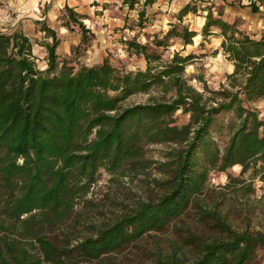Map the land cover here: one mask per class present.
<instances>
[{"label": "trees", "instance_id": "trees-1", "mask_svg": "<svg viewBox=\"0 0 264 264\" xmlns=\"http://www.w3.org/2000/svg\"><path fill=\"white\" fill-rule=\"evenodd\" d=\"M202 5L187 4L176 15L177 23L146 44L125 41L130 55L144 58L143 70L121 69L108 58L93 66L61 59V40L46 23L39 29L47 50V66L41 69L27 35L0 32V229L34 239L42 257L31 252L33 243L6 238L0 243V264L98 261L147 233L163 231L190 209L216 232L208 237L192 234L185 241L188 250L170 242L166 253L157 249L154 264H263L264 232L234 229L217 201L201 197L212 172L236 165L242 167L240 176L229 174L226 187L245 197L255 192L253 180L264 183V121L251 106L264 100V28L242 30L226 21L223 11ZM250 6L264 15V0ZM200 11L206 13L202 37L222 38L223 54L234 65L227 84L217 90L203 83L200 91L185 78L194 53L175 51L164 57L176 42L193 44L198 33L184 20ZM85 19L65 6L63 27L79 29L78 50H86L94 38ZM196 79L204 80L201 75ZM141 95L148 96L146 102H132ZM178 111L189 115L188 124H175ZM227 129L230 138L222 151L216 137ZM148 145L170 146L157 162L165 179L155 200L136 201L114 221L92 226L93 236L74 246L69 240L57 244L41 232L71 215L101 171L116 177L146 172L153 164ZM246 174L251 182L242 178Z\"/></svg>", "mask_w": 264, "mask_h": 264}, {"label": "rangeland", "instance_id": "rangeland-1", "mask_svg": "<svg viewBox=\"0 0 264 264\" xmlns=\"http://www.w3.org/2000/svg\"><path fill=\"white\" fill-rule=\"evenodd\" d=\"M63 1L0 0V32L11 33L19 30L27 35L32 40L33 53L41 69L47 66V50L41 45L46 40L39 29L42 23H46L57 32L61 40L57 49L61 59L68 60L74 65L93 66L108 58L113 65L121 69L143 70L146 67L144 58L130 55L125 41L136 39L143 44L148 43L154 34L167 32L171 23H177L176 15L189 4L186 0H154L151 4H146L147 0H130L129 3H126V0H109L105 3L95 0H70L81 8V13L76 11L77 13L87 16L83 22L94 34L88 48L78 50L79 44H76V41L81 39V35L77 27L73 31L67 29L69 34L66 36L59 32L64 28L67 5L63 6ZM251 2L260 5V0H193L190 3L203 4L202 7L212 5L214 9L223 11L226 21L236 23L242 30L256 33L264 28V15L253 13ZM130 3H133V8L129 7ZM59 4L62 5L61 9H58ZM261 11H264L263 7ZM205 15L206 13L201 11L187 15L184 23L196 31L198 36L193 39L192 45L186 47L181 43H174L164 56L168 58L175 51L181 52L182 55L194 53L196 58L193 64L187 67L185 78L190 85L200 91H203V83L211 89H219L221 85L227 84V76L234 71L233 63L223 54L222 38L211 36L204 40L202 37ZM139 21L143 23L144 28H141ZM199 75L203 77V82L196 79ZM147 99L148 96L141 95L133 98L132 102H146ZM251 106L258 111L259 118L264 121V100H259ZM173 119L178 126L186 125L190 120L189 115L182 111L175 113ZM224 132L223 135L216 137L222 151L230 138L229 130ZM169 147L168 145L146 147L147 158L153 164L144 173L134 172L124 177H116L101 171L98 182L90 193L78 202L71 215L55 227L44 226L41 232L57 244L65 245L69 240L74 246L84 238L93 236L92 226L101 227L114 221L136 201L155 200L163 191L160 182L165 179L157 169V162L164 159V151ZM241 170L242 167L236 165L226 172H212L209 187L201 198L207 199L209 203L217 201L219 211L234 229L264 232V183L259 179L253 180L255 192L245 197L236 188L226 187L229 182L228 175L238 177ZM242 178L251 182L249 174ZM215 232L211 223L199 221L195 210L190 209L180 218L174 219L163 231L147 233L142 239L128 244L122 250L103 255L98 261L77 259L69 264H154L157 249L160 248L166 253L170 242L183 244L188 250L191 246L185 241L189 236L194 234L208 237ZM6 238L10 241L15 239L19 244L33 243L31 252L42 259L34 239H22L12 229L4 231L0 229V243Z\"/></svg>", "mask_w": 264, "mask_h": 264}, {"label": "crops", "instance_id": "crops-1", "mask_svg": "<svg viewBox=\"0 0 264 264\" xmlns=\"http://www.w3.org/2000/svg\"><path fill=\"white\" fill-rule=\"evenodd\" d=\"M92 1H93V0H92ZM95 1H97V2L99 1V2L105 3V2H108L109 0H95ZM194 1H195V0H194ZM186 2H187V3H190V2H193V0H186ZM66 4H67L69 7H74V10H75V11L81 13V8H79V6H78L77 4H73V3H71L70 0H64V1H63V6H65ZM61 7H62V5L59 4L58 9H61ZM93 8H95V6H94ZM79 9H80V10H79ZM88 14L90 15V12H88ZM86 22H90V20H86ZM59 32H60V34H62L63 36H64V35L66 36V34H69V31H68L66 28H61V30H60ZM67 36H68V35H67ZM79 43H80V39H78V40L76 41V44H79Z\"/></svg>", "mask_w": 264, "mask_h": 264}]
</instances>
